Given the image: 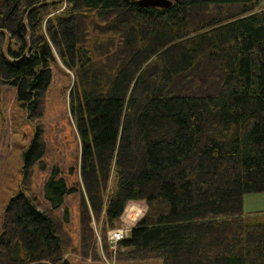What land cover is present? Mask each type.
Segmentation results:
<instances>
[{"label":"trees","instance_id":"obj_1","mask_svg":"<svg viewBox=\"0 0 264 264\" xmlns=\"http://www.w3.org/2000/svg\"><path fill=\"white\" fill-rule=\"evenodd\" d=\"M137 1L0 0V29L10 35L7 58L0 33V106L2 89L13 87L27 118L39 119L57 56L74 75L82 182V191L69 186L53 166L46 205L23 191L11 197L0 264H71L64 205L78 191L83 259L100 255L92 219H102L111 257L107 230L136 202L146 212L117 244L118 263L264 264V210H243L245 195L264 194L260 0ZM45 151L37 126L24 179L35 165L47 169Z\"/></svg>","mask_w":264,"mask_h":264},{"label":"rangeland","instance_id":"obj_2","mask_svg":"<svg viewBox=\"0 0 264 264\" xmlns=\"http://www.w3.org/2000/svg\"><path fill=\"white\" fill-rule=\"evenodd\" d=\"M63 6L59 9L61 11ZM233 11L238 9L231 8ZM264 10V0H260L255 11ZM56 57V63L52 66V80L46 91L43 103L42 116L34 121L27 118L25 110L17 100V91L13 87L2 89L0 106V233L2 230L3 213L11 197L23 191L33 196L39 202L46 205L42 200V183L48 170L57 166L62 175L67 179L68 184L77 186L82 191V182L79 176L80 141L69 113V92L73 84V72L65 68ZM40 126L42 139L45 145V155L42 159L47 169H40L37 165L28 179L23 178V153L31 143L36 127ZM73 175L69 174L70 169ZM113 186L111 180L110 187ZM79 193V191H78ZM77 192L66 197L64 207L70 210V221L67 231L71 235V248L73 252L67 255L71 264H162L159 259L147 261H124L115 260V251L108 257L104 253L101 234L102 219H92L91 225L96 234L99 248V259H83L75 252L78 249V210L80 193ZM85 197V196H84ZM243 210L245 212L264 210V194H247L243 199ZM131 204L128 203L127 208ZM131 209V208H130ZM134 210V209H133ZM131 210V211H133ZM61 214L63 208L56 210ZM134 212V211H133ZM119 220L116 227H120ZM112 229V228H111ZM110 229V230H111ZM107 230V239H108ZM112 250V249H111ZM113 251V250H112Z\"/></svg>","mask_w":264,"mask_h":264},{"label":"built area","instance_id":"obj_3","mask_svg":"<svg viewBox=\"0 0 264 264\" xmlns=\"http://www.w3.org/2000/svg\"><path fill=\"white\" fill-rule=\"evenodd\" d=\"M134 209V210H133ZM133 210V211H131ZM143 215L141 211H138L134 207L127 209L122 217V224L119 228L112 229L108 232V239L110 241V248L112 250L116 249L117 243L126 239L128 237L131 229L137 224L140 217ZM133 217L132 221H128L127 217Z\"/></svg>","mask_w":264,"mask_h":264},{"label":"water","instance_id":"obj_4","mask_svg":"<svg viewBox=\"0 0 264 264\" xmlns=\"http://www.w3.org/2000/svg\"><path fill=\"white\" fill-rule=\"evenodd\" d=\"M173 1H178V0H173ZM171 0H139L136 2L140 7H145V8H167L172 5ZM0 33L5 35V44L3 47V54L8 58L7 56V50L9 46V41H10V36L5 30L0 29Z\"/></svg>","mask_w":264,"mask_h":264},{"label":"bare ground","instance_id":"obj_5","mask_svg":"<svg viewBox=\"0 0 264 264\" xmlns=\"http://www.w3.org/2000/svg\"><path fill=\"white\" fill-rule=\"evenodd\" d=\"M172 2H174L173 0H171ZM6 31V30H5ZM7 32V31H6ZM8 33V32H7ZM9 35V34H8ZM10 36V35H9ZM9 43H10V41H9ZM79 176H80V174H79ZM67 180V179H66ZM69 185V184H68ZM70 186V185H69ZM128 208L126 207L125 208V210H124V212H123V214H122V216H121V218L123 217V215H124V213H125V211L127 210ZM144 216V215H143ZM142 216V217H143ZM142 217L138 220V222H137V224L139 223V221L142 219ZM121 218H120V220H121ZM127 220L128 221H132L133 220V217H127ZM121 224H122V220H121ZM137 224L132 228V229H134L136 226H137ZM117 228V227H116ZM116 228H113V229H116ZM132 229H131V231H132ZM112 230V229H111ZM131 231L129 232V234H128V237L130 236V234H131ZM127 239V238H126ZM108 241H109V239H108ZM123 241V240H122ZM109 246H110V241H109ZM104 253L106 254V252H105V250H104Z\"/></svg>","mask_w":264,"mask_h":264},{"label":"crops","instance_id":"obj_6","mask_svg":"<svg viewBox=\"0 0 264 264\" xmlns=\"http://www.w3.org/2000/svg\"><path fill=\"white\" fill-rule=\"evenodd\" d=\"M130 203H136V202H130ZM130 203H129V204H130ZM132 207H134V208L137 209L138 211H141L142 213H145V212H146V208H145V206L142 205V204H139V203H137V204H131V205L129 206V209L132 208Z\"/></svg>","mask_w":264,"mask_h":264}]
</instances>
